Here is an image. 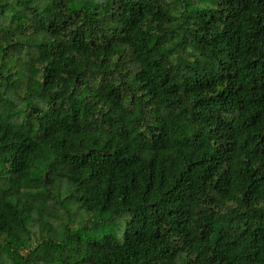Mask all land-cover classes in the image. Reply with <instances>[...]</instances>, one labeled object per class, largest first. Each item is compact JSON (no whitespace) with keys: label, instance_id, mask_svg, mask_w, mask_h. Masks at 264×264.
<instances>
[{"label":"trees","instance_id":"1","mask_svg":"<svg viewBox=\"0 0 264 264\" xmlns=\"http://www.w3.org/2000/svg\"><path fill=\"white\" fill-rule=\"evenodd\" d=\"M0 264H264V0H0Z\"/></svg>","mask_w":264,"mask_h":264}]
</instances>
